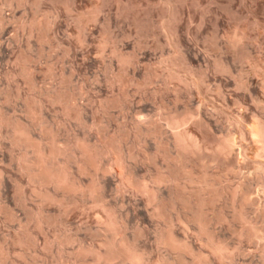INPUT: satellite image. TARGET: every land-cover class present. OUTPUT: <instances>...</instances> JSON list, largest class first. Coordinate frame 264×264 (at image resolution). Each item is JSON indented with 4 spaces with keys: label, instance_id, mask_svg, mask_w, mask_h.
<instances>
[{
    "label": "rangeland",
    "instance_id": "obj_1",
    "mask_svg": "<svg viewBox=\"0 0 264 264\" xmlns=\"http://www.w3.org/2000/svg\"><path fill=\"white\" fill-rule=\"evenodd\" d=\"M52 7L45 4L42 11ZM56 8L58 18L49 16L36 26L32 52L19 66L10 67L18 52L0 48V244L5 257L18 251L27 264H124L121 258L98 260V254L104 255L112 241L125 240L137 246L143 264H264V138L255 131L264 128V0H65ZM15 17H22V11ZM28 19L33 20L31 10ZM13 31L7 25L0 38ZM168 114L190 117L195 124L188 122L182 130L190 129L199 141L209 138L211 145L203 140L196 159L189 155L176 165L179 150L169 141L171 131L162 133L159 128L165 124H157ZM16 127L25 129L30 143L26 137L18 141ZM229 137L238 143L237 151L233 149L239 155L233 149L219 150L228 146ZM81 144L97 152L99 166L84 160ZM108 147L114 152L103 155ZM201 152L202 158L197 156ZM225 153L231 156L226 159ZM42 154H48V171H66L72 177L69 187L75 184L77 189L46 181L38 165ZM119 157L136 185L164 191L158 201L164 207L158 209L149 193L126 185L110 171ZM199 157L208 164L204 159L199 163ZM161 177H171L170 183L158 185ZM233 189H242L238 195L244 196ZM247 189L254 198L245 202L239 198L244 200ZM190 198L196 204L188 203ZM116 218L118 225H110ZM248 221L263 233L260 237L252 234ZM170 228L185 241L184 248L163 239ZM210 234L226 247L223 253L215 250Z\"/></svg>",
    "mask_w": 264,
    "mask_h": 264
},
{
    "label": "bare ground",
    "instance_id": "obj_2",
    "mask_svg": "<svg viewBox=\"0 0 264 264\" xmlns=\"http://www.w3.org/2000/svg\"><path fill=\"white\" fill-rule=\"evenodd\" d=\"M46 30V29H45ZM49 30V29H48ZM49 32V31H48ZM45 33V32H44ZM171 78V77H170ZM178 78V77H177ZM179 99V98H178ZM201 105V104H200ZM203 106V105H202ZM188 111V110H187ZM201 111V110H200ZM171 112V111H170ZM142 113V112H141ZM164 113H166V112H164ZM178 113V112H177ZM183 113H185V112H183ZM162 114V113H161ZM171 114V113H170ZM170 114H168V116L167 117H163L164 119H161V120H163L164 122H162L161 120H160V118H158L159 120H158V122H160V123H157V124H159L158 126H162V125H164V127L168 130H166L164 127H160L159 129L161 130V128H163V129H165L166 131H164L163 129H162V133H164L165 134V132L167 133H169V130L171 131V134H173V138L171 139V137H172V135L169 133V135L171 136V137H169L170 138V140L169 139H167V140H169V141H174V144H175V146L174 147H177L178 149L177 150H179V152L177 153L178 155H176L177 156V158L175 159V161L178 159L180 162H181V159L184 157H187V156H189V155H192L193 157H195V159L197 158L196 156H194L196 153H198V152H200V151H202L203 150V147L201 146V143H203V140L204 139H200L201 141H199L198 139H197V135L195 134V133H193L194 135H196L195 137H194V135L193 134H191V132H190V129H189V127H188V131L186 130V131H184V130H182V129H184L187 125H188V122H191V121H189V119H190V117L188 118H184V119H181V118H183V117H181L180 119L179 118H176V117H172ZM181 114V113H180ZM188 114V113H187ZM190 114V113H189ZM169 115L171 116V117H169ZM175 115V114H174ZM178 115V114H177ZM157 116V115H156ZM159 116V115H158ZM163 116H164V114H163ZM185 117L186 116H188V115H184ZM199 116V115H198ZM142 117V116H141ZM199 119H200V117H198ZM197 118V119H198ZM147 119V118H146ZM194 119V118H193ZM196 119V120H197ZM198 119V120H199ZM139 120H140V118H139ZM142 120V119H141ZM150 120V119H149ZM195 119H194V121H196ZM138 121V120H137ZM136 121V122H137ZM148 121V120H147ZM152 121V120H151ZM151 121H150V123H151ZM156 121V120H155ZM192 122H193V120H192ZM191 122V123H192ZM200 122H201V120H200ZM205 122V121H204ZM150 123H149V125H150ZM155 123V122H154ZM162 123V124H161ZM194 124H195V122H193ZM197 123V122H196ZM261 123V122H260ZM146 124H147V122H146ZM152 124V123H151ZM161 124V125H160ZM190 124V123H189ZM201 124H203V122H201ZM207 124V123H206ZM144 125V124H143ZM148 125V124H147ZM148 125V126H149ZM198 125H200V123L198 124ZM258 125H259V123H258ZM138 126V125H137ZM191 126V125H190ZM203 126V125H202ZM207 126H208V124H207ZM206 126V127H207ZM143 127V126H142ZM140 128V131H141V129H142V131H143V128ZM144 127H145V125H144ZM147 127V126H146ZM152 127V126H151ZM155 127H157L156 126V124L154 125V131H155ZM200 127V126H199ZM205 127V126H204ZM17 128V127H16ZM139 128V127H138ZM191 128V127H190ZM201 128V127H200ZM257 128V126L255 127V129ZM259 128H260V126H259ZM145 129V128H144ZM157 129H158V127H157ZM156 129V130H157ZM208 129V128H207ZM261 129H264L262 126H261ZM255 130L256 131V135H258V137H261V138H264V131L263 130ZM139 130V129H138ZM138 130H137V132H138ZM210 130H211V128H210ZM147 131V130H146ZM145 131V132H146ZM149 131V130H148ZM148 131H147V134H149L148 133ZM164 131V132H163ZM192 131V130H191ZM199 131V130H198ZM197 131V132H198ZM202 131V130H201ZM205 131H207V130H205ZM251 131V130H250ZM151 132V131H150ZM159 132V131H158ZM193 132V131H192ZM249 132V131H248ZM161 133V132H160ZM160 133H159V138H160ZM162 133H161V135H162ZM201 133V132H200ZM251 133V132H250ZM254 133V132H253ZM154 134V133H153ZM155 134H158V133H155ZM252 134V133H251ZM250 134V135H251ZM16 135V134H15ZM141 135H142V133H141ZM168 135V134H167ZM168 135V136H169ZM201 135V134H200ZM206 135V134H205ZM212 135V134H211ZM249 135V136H250ZM253 135L254 134H252V138H253ZM256 135H254V136H256ZM152 136V135H151ZM23 137H26L27 138V142L28 143H30V137H28L27 136V133L25 132V129H22V128H17V138H18V141H20L21 139L20 138H23ZM155 137H157V135L155 136ZM154 137V138H155ZM165 137V136H164ZM167 137V136H166ZM200 137H202V135L200 136ZM199 136H198V138H200ZM212 137H213V135H212ZM211 137V138H212ZM231 138H233V137H229V139H227V140H229L228 141V146L227 147H220L219 148V150L220 151H224V152H226L227 150L229 151V152H231V150H229V149H233V147L235 148V146H236V148H237V144L235 145L234 144V141H235V138H234V141H233V139H231ZM256 138H257V136H256ZM256 138H253V139H256ZM260 138V139H261ZM158 139V138H157ZM166 139V138H165ZM165 139H164V143L165 144H167L166 142H165ZM207 139V138H206ZM218 139V138H217ZM231 139V140H230ZM25 141V138L24 139H22V141ZM53 140V139H52ZM166 140V141H167ZM208 140H209V138H208ZM208 140H204L205 142L206 141H208ZM213 140V139H212ZM247 140V139H246ZM262 140V139H261ZM34 141V140H33ZM111 141V140H110ZM159 141V140H158ZM162 141V140H161ZM160 141V142H161ZM173 141H172V143H173ZM256 141H258V138L256 139ZM201 142V143H200ZM209 142V141H208ZM213 142V141H212ZM219 142H221V139H220V141ZM218 142V143H219ZM238 142V141H237ZM242 142V141H241ZM19 143V142H18ZM104 143V142H103ZM117 143V142H116ZM214 143V142H213ZM227 143V142H226ZM235 143H236V141H235ZM264 143V142H263ZM110 144V143H109ZM108 144V145H109ZM171 143H169V145H170ZM205 144V143H204ZM209 144H210V142H209ZM209 144H208V147H209ZM221 144L223 145V143L221 142ZM225 144V143H224ZM242 144V143H241ZM261 144V143H260ZM28 145V144H27ZM31 145H32V143H31ZM81 145H83V144H81ZM160 145V144H159ZM162 145V144H161ZM169 145H168V148H169ZM172 145V144H171ZM211 145V144H210ZM214 145V144H213ZM212 145V146H213ZM219 146H221L220 144H218ZM226 145V144H225ZM225 145H223V146H225ZM244 145V144H243ZM242 145V146H243ZM248 145V144H247ZM84 147V154L83 155H85V157H86V159H84V160H86L87 161V163H89V164H92L93 166H95V167H97V165L99 164V162H98V164L96 163L97 161H96V159H97V156H96V153L97 152H95V153H93V151L91 152L90 151V148H88V147H86L85 145H83ZM110 146V145H109ZM158 146V145H157ZM173 146V145H172ZM217 146V145H216ZM218 146V147H219ZM262 146V145H261ZM55 147V146H54ZM101 147V146H100ZM112 147H113V145H112ZM112 147H108V149L107 150H105V148H107V147H105L104 149H103V155H104V153L105 154H107V153H110V152H114L113 151V149H112ZM171 147V146H170ZM205 147L207 148V146L205 145ZM211 147V146H210ZM210 147H209V149H210ZM213 147H215V146H213ZM212 147V148H213ZM244 147V146H243ZM55 148H57V147H55ZM54 148V149H55ZM98 148V147H97ZM163 148H165V147H163ZM211 148V149H212ZM235 148V150L237 151V149ZM242 148V147H241ZM40 149V148H39ZM93 149V148H92ZM91 149V150H92ZM159 149V148H158ZM174 149V148H173ZM172 148H170V150H173ZM209 149H207V150H209ZM215 149H217L216 147H215ZM245 149V148H244ZM44 150V149H43ZM45 150H47V149H45ZM51 150V149H50ZM57 150H59L58 148L55 150V152L57 151ZM165 150V149H164ZM175 151H176V149H174ZM38 151V150H37ZM64 151V150H63ZM105 151V152H104ZM175 151H174V154H175ZM210 151V150H209ZM212 151V150H211ZM216 152L217 150H214L213 149V152ZM228 151L226 152V153H228ZM234 151V149L232 150V152ZM259 151V150H258ZM101 152L99 153L100 155H101ZM167 152V151H166ZM204 152L207 154V159L208 158H210L209 156H208V152L207 151H205V149H204ZM212 152V154L214 155V153ZM46 153H48V151L46 152ZM45 153V154H46ZM50 153V155L51 156H54V154H56V153H59V152H56V153H54V151L52 152V150H51V152H49ZM120 153V152H119ZM165 153V152H164ZM169 153H170V151H169ZM168 153V154H169ZM202 153V152H201ZM201 153H199L197 156H199L200 155V157L202 158V156H203V153H202V155H201ZM204 153V154H205ZM225 153V154H226ZM234 153H235V151H234ZM234 153H232L233 155H234ZM260 153V152H259ZM95 154V155H94ZM161 154V153H160ZM170 154H172V155H170ZM169 154V156H170V158H171V156L172 157H175L174 156V154H173V152H171ZM217 154H218V152H217ZM225 154H223V155H225ZM236 155H239V154H237V153H235ZM42 155H44V154H42ZM48 155V154H47ZM47 155H44V156H42V158L39 160V162H38V165L40 166V168L41 169H39L40 171H41V173L43 174V176H44V178L46 179V181H50V182H54L58 187H60V188H66L67 187V185H68V183H69V179L70 178H72L71 176H70V178H69V176H68V174H66L65 172L66 171H64V170H61V169H56L55 167V169H50L49 168V171H48V166L46 165V167L44 166V163H47V161L45 162V157L47 156ZM61 155V154H60ZM102 155V156H103ZM145 155H147L146 153H145ZM157 155V154H156ZM167 155V154H166ZM246 155V154H245ZM262 155V154H261ZM101 156V157H102ZM109 156V155H108ZM120 156H121V154H120ZM151 156V155H150ZM168 156V155H167ZM206 155H204V157H205ZM210 156H211V159H212V155L210 154ZM229 157L231 156V155H228ZM227 154H226V159H227ZM115 157V156H114ZM124 157H126V156H124ZM200 157L198 158L200 161H199V163H201V162H203V159H204V162L206 163L207 162V160L205 161V159L206 158H203V159H200ZM215 157V156H214ZM213 157V158H214ZM243 157V156H242ZM169 158V157H168ZM167 158V159H168ZM217 158V157H216ZM215 158V159H216ZM219 158H220V155H219ZM218 158V159H219ZM221 158H222V156H221ZM223 158H225V156H223ZM222 158V159H223ZM232 158H233V156H232ZM239 158H241V157H239ZM263 158V157H262ZM112 159H114V158H112ZM194 159V158H193ZM194 159V160H195ZM197 159V160H198ZM210 159V160H211ZM237 159V158H236ZM129 160H130V158H129ZM134 160V159H133ZM148 160V159H147ZM146 160V161H147ZM178 160H177V163H175L176 165L177 164H179L180 162H178ZM184 160H186V159H184ZM187 160H188V158H187ZM191 160V159H190ZM190 160H188V161H190ZM202 160V161H201ZM220 160V159H219ZM235 160V159H234ZM37 160H35V162H36ZM113 161V160H112ZM135 161V160H134ZM149 161V160H148ZM152 161V160H151ZM192 161V160H191ZM245 161V160H244ZM29 162V161H28ZM85 162V161H84ZM128 162V161H127ZM150 162V161H149ZM153 162V161H152ZM198 162V161H197ZM204 162H203V164H204ZM214 162H216V161H214ZM225 162V161H224ZM229 162H233V164H234V161H232V159H231V161H229ZM247 162V161H246ZM32 163H34V162H32ZM57 163V162H56ZM59 163V162H58ZM83 163V162H82ZM113 163V162H112ZM174 163V162H173ZM183 163H185V161L184 162H182V166H183ZM189 165H191V162H187ZM193 163V162H192ZM210 163V162H209ZM217 163H219V162H217ZM223 163V162H222ZM226 163H228V162H226ZM244 163V162H243ZM85 164V163H84ZM135 164H136V162H135ZM171 165H173L172 163H170ZM187 164V168L186 169H188V167H189V165ZM198 164V163H197ZM207 164H208V162H207ZM224 164V163H223ZM49 165H51V164H49ZM88 165V164H87ZM102 165V164H101ZM111 165V164H110ZM125 165V164H124ZM168 165V164H167ZM170 165V166H171ZM175 165V166H176ZM185 165V164H184ZM193 165H196V164H193ZM200 165V164H199ZM212 165H213V161H212ZM222 165V164H221ZM225 165V164H224ZM28 166V165H27ZM84 166V165H83ZM99 166V165H98ZM132 166V165H131ZM136 166H137V164H136ZM170 166L169 167H167V168H170ZM205 166H206V164H205ZM210 166V165H209ZM228 166H230V165H228ZM246 166V165H245ZM38 167V166H37ZM85 167H86V165H85ZM138 167V166H137ZM174 166H172V168H173ZM178 167H181L180 165H178ZM194 167V166H193ZM196 167V166H195ZM207 167V166H206ZM211 167V166H210ZM100 168V167H99ZM107 168H108V166H107ZM125 168H126V166H125ZM125 168H124V166H123V161H122V159H121V157H119V158H117V159H115V163L111 166V168H110V171H112V172H116L115 174H117L118 173V175L120 176V178H122V180L124 181V183L126 184V185H128V186H130V187H133V188H137L138 189V191L139 190H141V191H143V192H145V193H149L150 195V198H148V200L151 202V203H155V202H157V206H158V209L160 208V207H162L161 205H163L164 203H161V204H159V200H160V198H162L163 196L162 195H164V194H162L164 191H162V193L159 191V190H156L155 188L154 189H152V188H150L151 187V185H150V187H149V185H147V184H144L143 186H140V185H142V184H140V185H136L135 183H136V180L135 179H133V176H131L130 174H127L126 173V171H125ZM139 168V167H138ZM157 168V167H156ZM175 169L177 168V167H174ZM182 168V167H181ZM181 168H179L181 171H182V169ZM184 168V167H183ZM230 168V167H229ZM232 168V167H231ZM231 168H230V170H231ZM236 168V167H235ZM264 168V167H263ZM34 169H36V167H34ZM64 169V168H63ZM94 169V168H93ZM98 169V168H97ZM101 169V168H100ZM134 169H135V167H134ZM157 169H159V168H157ZM161 169V168H160ZM178 169V168H177ZM233 169H234V167H233ZM257 170H258V168H256ZM259 169H261V168H259ZM30 170V169H29ZM33 170V169H32ZM96 170V169H95ZM162 170V169H161ZM189 170V169H188ZM187 170V171H188ZM193 170V169H192ZM206 170V169H205ZM227 170V169H226ZM229 170V171H230ZM31 171V170H30ZM35 171V170H34ZM37 171H38V168H37ZM39 171V172H40ZM69 171V170H68ZM97 171V170H96ZM99 171V170H98ZM106 171V170H105ZM163 171V170H162ZM171 171H173V170H171ZM176 171H178V170H176ZM228 171V172H229ZM256 171V170H255ZM261 171V170H260ZM260 171H259V173H260ZM80 172V171H79ZM85 172V171H84ZM166 172V171H165ZM189 172V171H188ZM205 172H207V170L205 171ZM40 173V174H41ZM106 173H107V171H106ZM109 173V172H108ZM138 173V172H137ZM170 173V172H169ZM177 173V172H176ZM175 173V174H176ZM181 173V172H180ZM190 173V172H189ZM192 173V172H191ZM234 173V172H233ZM263 173V172H262ZM98 174V173H97ZM105 174V173H104ZM111 174V173H110ZM134 174H135V172H134ZM134 174H132V175H134ZM161 174V173H160ZM193 174V173H192ZM206 174H208V173H206ZM264 174V173H263ZM157 175H159V174H157ZM165 175V174H164ZM163 175V176H164ZM166 175H168L169 176V174H166ZM173 175H174V173H173ZM183 175V174H182ZM181 175V177H183ZM259 175V174H258ZM96 176V175H95ZM136 176V175H135ZM156 176V175H155ZM175 176V175H174ZM97 177V176H96ZM101 177V176H100ZM116 177V176H115ZM158 177V176H157ZM42 178V177H41ZM69 178V179H68ZM105 178V177H104ZM178 178V177H177ZM192 178V177H191ZM249 178V177H248ZM117 179V178H116ZM141 179V178H140ZM139 179V180H140ZM215 179V178H214ZM40 180V179H39ZM72 180V179H71ZM134 180H135V182H134ZM155 180V179H154ZM187 180V179H186ZM245 180H246V178H245ZM75 181H78V180H75ZM119 181V180H118ZM156 181V180H155ZM170 181H171V177H161V178H159V179H157V181H156V183L158 184V185H162V184H164V183H166V182H169L170 183ZM177 181V180H176ZM203 181V180H202ZM253 181V180H252ZM45 182V181H44ZM142 182V181H141ZM140 182V183H141ZM145 182V181H144ZM143 182V183H144ZM206 182V181H205ZM216 182V181H215ZM218 182V181H217ZM244 182V181H243ZM248 182V181H247ZM71 183V182H70ZM75 183V182H74ZM92 183V182H91ZM175 183V182H174ZM181 183V182H180ZM209 183V182H208ZM212 183H214L213 181H212ZM245 183V182H244ZM244 183L242 184V185H244ZM43 184V183H42ZM55 184H52V185H54L55 186ZM77 184V183H76ZM81 184V183H80ZM97 184V183H96ZM139 184V183H138ZM168 184V183H167ZM171 184H173L172 182H171ZM189 184V183H188ZM215 184H217V183H215ZM247 184V183H246ZM251 184V183H250ZM97 185H99V184H97ZM152 185H153V182H152ZM156 184H154V186H155ZM176 185V184H175ZM178 185V184H177ZM71 187H69V185H68V187L70 188V190H75V189H77L76 188V185L75 184H72V185H70ZM78 186V185H77ZM101 186V185H100ZM157 186V185H156ZM155 186V187H156ZM215 186V185H214ZM244 186H246V185H244ZM67 187V188H68ZM80 187V189H81V186H79ZM87 187V186H86ZM119 187V186H118ZM166 187V186H165ZM164 187V188H165ZM167 187H168V185H167ZM174 187V186H173ZM212 187V186H211ZM216 187V186H215ZM238 187H240V185L238 186ZM82 188H85V187H83V185H82ZM98 189L97 190H99V186L97 187ZM105 188V187H104ZM122 188H125V187H122ZM133 188H131L132 190H134ZM181 188V187H180ZM192 188V187H191ZM235 188H237V187H235ZM241 188H243V186H241ZM92 189V188H91ZM91 189L89 190V191H91ZM121 189V188H120ZM126 189V188H125ZM129 189V188H128ZM158 189V188H157ZM167 189V188H166ZM175 189H176V187H175ZM175 189H174V191H175ZM183 189V188H182ZM181 189V190H182ZM195 189V188H194ZM198 189V188H197ZM206 189V188H205ZM226 189V188H225ZM259 189V188H258ZM92 190H94V192H96V186L94 185V188L92 189ZM123 190V189H122ZM165 190V189H164ZM168 190V189H167ZM189 190V189H188ZM191 190H193V189H191ZM203 190V189H202ZM228 190V189H227ZM236 189H233V191H234V193L235 192H238V191H240V190H242V189H238V191H235ZM248 190V189H247ZM83 191L85 192V190H83L82 189V194H83ZM137 191V190H136ZM173 191V192H174ZM195 191V190H194ZM198 191V190H197ZM224 191V190H223ZM232 191V192H233ZM249 191V190H248ZM76 192V191H75ZM78 192H79V190H78ZM118 192V191H117ZM171 192H172V190H171ZM180 192H182V191H180ZM217 192V191H216ZM219 192V191H218ZM231 192V191H230ZM242 192H243V190H242ZM245 192V191H244ZM247 192V191H246ZM245 192V194H248V195H250V196H245L244 197V200L243 199H241L243 196H241V195H238L239 194V192L237 193V196H240L241 198H239L240 200H242V201H245V202H248L249 200L248 199H251L252 200V197L254 196H252L251 197V194H250V191H249V193L247 192L246 193ZM77 193V192H76ZM87 193V192H86ZM162 194V195H160L159 196V194ZM166 194H167V192H165ZM190 193H192V192H190ZM194 193V192H193ZM234 193H232V194H234ZM241 193V192H240ZM254 193V192H253ZM96 194H98V193H96ZM165 194V195H166ZM170 194V193H169ZM171 194H173V193H171ZM177 194V193H176ZM178 194H182V193H178ZM207 194V193H206ZM211 194V193H210ZM210 194H209V196H210ZM219 194V193H218ZM223 194V193H222ZM226 194V193H225ZM232 194H230L231 195V197H232ZM242 194V193H241ZM257 194V193H256ZM258 194H260V193H258ZM101 195V194H100ZM174 195V194H173ZM179 195V196H180ZM184 195V194H183ZM182 195V196H183ZM193 195H195V194H193ZM192 195V196H193ZM198 195V194H197ZM214 195V194H213ZM216 195V194H215ZM228 195V194H227ZM226 195V196H227ZM52 196V195H51ZM99 196V195H98ZM167 197H168V194L166 195ZM182 196H180L181 198H182ZM196 196V195H195ZM209 196H207V197H209ZM223 196V195H222ZM235 196V195H234ZM236 196V198H235V200H238L237 197ZM100 197V196H99ZM169 197H170V199L173 197H171V195H169ZM180 197H178V198H180ZM183 197H186L185 198V200L187 199V196H183ZM191 197V196H190ZM216 197V196H215ZM220 197V196H219ZM225 197V196H224ZM229 197V196H228ZM248 197H250V198H248ZM260 197H261V195H260ZM259 197V198H260ZM263 197V196H262ZM261 197V198H262ZM166 198V197H165ZM174 198H175V196H174ZM177 198V199H178ZM189 198V197H188ZM194 198V197H193ZM197 198V197H196ZM211 198V197H210ZM210 198H208V200H210ZM254 198V197H253ZM258 198V199H259ZM99 199V198H98ZM167 200H168V198H166ZM166 199H165V201H166ZM191 199V200H190ZM189 200L190 201H192L193 200V202L191 203L190 201L188 202V203H190V204H193L194 203V199H192V198H190ZM147 200V199H146ZM147 200V201H148ZM173 200V199H172ZM172 200L171 201H169L170 203H172ZM176 200V199H175ZM174 200V201H175ZM180 200V199H179ZM206 200H207V198H206ZM230 200V199H229ZM248 200V201H247ZM251 200H250V202H251ZM262 200V199H261ZM101 201L103 202V200H102V198H101ZM107 201V200H106ZM146 201V202H147ZM159 201V202H158ZM163 201V200H162ZM182 201H184V200H182ZM187 201H188V199H187ZM231 201V200H230ZM234 201V200H233ZM242 201H240V203L242 202ZM254 201V200H253ZM258 201V200H257ZM263 201V200H262ZM149 202V203H150ZM168 202V203H169ZM210 202V201H209ZM232 202V201H231ZM244 202V203H245ZM255 202V201H254ZM253 202V203H254ZM100 203V202H99ZM167 203V202H166ZM168 203H167V205H168ZM176 203V202H175ZM174 203V204H175ZM180 204H182V202H179ZM178 203V204H179ZM238 203V202H237ZM236 203V204H237ZM243 203V204H244ZM259 203V202H258ZM260 205L261 206H264V204L260 201ZM194 204H196V202L194 203ZM207 204V203H206ZM233 204V203H232ZM252 204V203H251ZM263 204V205H262ZM170 205V204H169ZM177 205V204H176ZM239 205V204H238ZM246 205V204H245ZM248 205V204H247ZM255 205V204H254ZM257 205H259V204H257ZM124 206V205H123ZM146 206V205H145ZM154 205L152 204V207H153ZM171 206V205H170ZM183 206V205H182ZM189 206V205H188ZM194 206V205H193ZM192 206V207H193ZM242 206V205H241ZM253 206V205H252ZM261 206H259L260 208H259V210H258V212L259 211H261ZM155 207V206H154ZM153 207V208H154ZM163 207H164V205H163ZM177 207V206H176ZM195 207V206H194ZM209 207V206H208ZM235 207H236V205H235ZM239 207H240V205H239ZM243 207V206H242ZM245 207V206H244ZM258 207V206H257ZM167 207H166V205H165V209H166ZM172 208H173V206H172ZM172 208H170V209H172ZM183 208H185V206L183 207ZM191 208V207H190ZM205 208V207H204ZM207 208V207H206ZM254 208V207H253ZM256 208V207H255ZM105 209H106V207H105ZM147 209V208H146ZM161 209V208H160ZM164 209V208H163ZM186 209H188L187 207H186ZM154 210H157V209H154ZM195 209L193 208V211H194ZM255 210H257V209H255ZM166 211H168V209H166ZM175 211V210H174ZM180 211H182V210H180ZM187 211V210H186ZM190 211V210H189ZM195 211H197V210H195ZM238 211V210H237ZM242 211V210H241ZM262 211L264 212V207H263V209H262ZM148 212V211H147ZM153 212V211H152ZM151 212V213H152ZM165 212V211H164ZM170 212V211H169ZM172 212V211H171ZM176 212H177V210H176ZM192 212V211H191ZM243 212V211H242ZM160 213H161V211H160ZM173 213V212H172ZM175 213V212H174ZM199 213V212H198ZM202 213V212H201ZM206 213V212H205ZM210 213V212H209ZM236 213V212H235ZM238 213V212H237ZM239 213H240V211H239ZM238 213V214H239ZM260 213H262V212H260ZM113 214H115V212L113 213ZM157 214H158V211H157ZM162 214V213H161ZM165 214V213H164ZM168 214V213H167ZM180 214V213H179ZM190 214V213H189ZM191 214H193V213H191ZM257 214V213H256ZM128 215H129V213H128ZM149 215V214H148ZM166 215V214H165ZM172 215V214H171ZM203 215V214H202ZM242 215H243V213H242ZM241 215V216H242ZM262 214H260V216H261ZM115 216H116V214H115ZM119 216V215H118ZM161 216V215H160ZM177 216V215H176ZM179 216V215H178ZM187 216H190V215H187ZM215 216V215H214ZM236 216V215H235ZM238 216V215H237ZM236 216V217H237ZM244 216V215H243ZM259 216V217H260ZM264 216V215H263ZM117 217V216H116ZM122 217V216H121ZM129 217V216H128ZM164 217V216H163ZM191 217V216H190ZM189 217V218H190ZM114 218V217H113ZM120 218V217H119ZM118 218V219H119ZM123 218V217H122ZM121 218V219H122ZM157 218V217H156ZM169 218V217H168ZM167 218V219H168ZM172 218V217H171ZM207 218V217H206ZM238 218H239V216H238ZM237 218V219H238ZM108 219V218H107ZM170 219V218H169ZM192 219V218H191ZM197 219V218H196ZM196 219H194L193 221H195ZM200 219H202V218H200ZM210 219V218H209ZM245 219V218H244ZM120 220V219H119ZM172 220V219H171ZM183 220V219H182ZM246 220V219H245ZM249 220V219H248ZM101 221H102V219H101ZM128 221V220H127ZM165 221V220H164ZM169 221V220H168ZM178 221V220H177ZM189 221V220H188ZM192 221V222H193ZM210 221V220H209ZM229 221V220H228ZM170 222V221H169ZM201 222V221H200ZM204 222H205V224H206V226H207V223H208V221H206V220H204ZM207 222V223H206ZM244 222V221H243ZM249 222V223H248ZM247 223L248 224H251L252 223V221H251V223H250V221H248ZM254 222V221H253ZM107 223V222H106ZM168 223V222H167ZM195 223H196V221H195ZM211 223V222H210ZM101 224V223H100ZM120 224V223H119ZM181 224H183V223H181ZM186 224H188V223H186ZM110 225H112V226H116V225H118V221H117V218L116 219H112V221H111V224ZM109 225V226H110ZM170 225V224H169ZM189 225V224H188ZM252 225V226H251ZM250 225V228H251V232H252V234L253 235H255V234H259V228H256V226H253L254 224H251ZM108 226V227H109ZM173 226V225H172ZM194 226V225H193ZM206 226H203V227H206ZM118 227H120V226H117V228ZM207 228H209V227H207ZM244 228V227H243ZM249 228V227H248ZM187 229V228H186ZM107 230H108V228H107ZM168 230V229H167ZM193 230V229H192ZM208 230V229H207ZM215 230V229H214ZM165 231V230H164ZM213 231V230H212ZM118 232V231H117ZM163 232V231H162ZM191 232V231H190ZM211 232V231H210ZM119 233V232H118ZM164 233V232H163ZM200 233V232H199ZM211 233H213V232H211ZM262 232L260 231V234H261ZM114 234H116V233H114ZM121 234V233H120ZM192 234H193V232H192ZM259 234V237L261 236ZM263 234V233H262ZM160 235H161V233H160ZM176 234H174V232H173V229L172 228H170L165 234H163L162 236H163V239L166 241V243L167 244H169L170 246H172V247H174V248H179V247H185L186 245L184 244V242H183V239H181L182 240V242L181 241H179V239H177L176 238V236H175ZM181 235H182V233H181ZM185 235V234H184ZM211 235V234H210ZM115 236V235H114ZM212 236V235H211ZM256 236V235H255ZM264 236V235H263ZM160 237V236H159ZM204 237V236H203ZM258 237V236H257ZM209 238V237H208ZM214 237L212 236V238H211V243L215 246V250H217L218 252H224L225 251V249H226V247L222 244V243H219V241H218V244H216L215 243V241H214V239H213ZM114 239V238H113ZM109 240V239H108ZM111 240V239H110ZM120 240H122V239H120ZM263 240V239H262ZM119 241V240H118ZM221 241V240H220ZM210 242V241H209ZM217 242V241H216ZM135 246V245H134ZM133 245H131L130 243H128V242H126L125 240H123V241H119V242H113L112 241V243H109V247H108V251H106V253L104 254V255H102V253H99L98 254V256H99V258H98V260H102V259H104L105 261H107V262H112V261H114L115 259H117V258H121L122 259V261H123V263L125 264V263H130V264H143V256L137 251V249H136V247H134ZM208 246V245H207ZM210 248V247H209ZM213 248V247H212ZM184 250V249H183ZM103 252V251H102ZM193 252V251H192ZM228 252V251H227ZM142 253V252H141ZM221 253V254H222ZM185 255V254H184ZM219 256H220V254H218ZM226 255V254H225ZM198 258V257H197ZM225 259V258H224ZM161 262V261H160ZM159 262V263H160ZM169 262V261H168ZM163 264V263H162Z\"/></svg>",
    "mask_w": 264,
    "mask_h": 264
},
{
    "label": "clouds",
    "instance_id": "obj_3",
    "mask_svg": "<svg viewBox=\"0 0 264 264\" xmlns=\"http://www.w3.org/2000/svg\"><path fill=\"white\" fill-rule=\"evenodd\" d=\"M64 2L65 0H0V37H3V32L7 25L11 24L14 27V31L9 37L0 38V48L6 46L14 53H19L15 64L10 67H17L25 61L27 55L32 52V40L35 38L36 26L40 21L48 19L49 16L58 18L56 5L60 4L63 6ZM45 4L53 6L51 12L42 11ZM29 10L33 13L32 21L28 19ZM17 11H22V17H15ZM56 51H60V49L57 48L52 54L55 55ZM71 75L75 76L74 69ZM62 76L63 74L61 73ZM99 82V78H97L96 83L98 84ZM55 83V80L52 81V84ZM60 86H64L63 80ZM2 177L3 172H0V178ZM21 260L27 264L25 254L18 251H12L11 255L5 257L4 245L0 244V264H18V261Z\"/></svg>",
    "mask_w": 264,
    "mask_h": 264
}]
</instances>
